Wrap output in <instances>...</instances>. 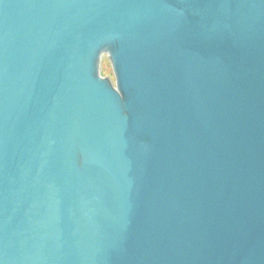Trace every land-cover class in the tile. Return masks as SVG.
Here are the masks:
<instances>
[{
    "label": "water",
    "instance_id": "obj_1",
    "mask_svg": "<svg viewBox=\"0 0 264 264\" xmlns=\"http://www.w3.org/2000/svg\"><path fill=\"white\" fill-rule=\"evenodd\" d=\"M0 264H264V0H0Z\"/></svg>",
    "mask_w": 264,
    "mask_h": 264
},
{
    "label": "rangeland",
    "instance_id": "obj_2",
    "mask_svg": "<svg viewBox=\"0 0 264 264\" xmlns=\"http://www.w3.org/2000/svg\"><path fill=\"white\" fill-rule=\"evenodd\" d=\"M99 75L108 79L114 85V75L109 56L106 52L102 53L99 62Z\"/></svg>",
    "mask_w": 264,
    "mask_h": 264
}]
</instances>
